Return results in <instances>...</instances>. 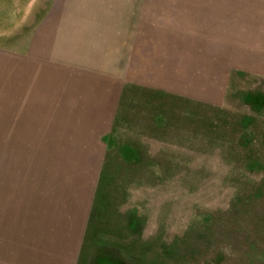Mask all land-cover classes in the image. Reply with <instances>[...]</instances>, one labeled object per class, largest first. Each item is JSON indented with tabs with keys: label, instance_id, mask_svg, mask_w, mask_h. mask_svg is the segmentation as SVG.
I'll use <instances>...</instances> for the list:
<instances>
[{
	"label": "rangeland",
	"instance_id": "obj_1",
	"mask_svg": "<svg viewBox=\"0 0 264 264\" xmlns=\"http://www.w3.org/2000/svg\"><path fill=\"white\" fill-rule=\"evenodd\" d=\"M242 2L0 0V182L35 173L18 170L36 150L20 54L48 48L34 31L51 10L61 26L73 6L101 10L132 50L79 264H264V75L242 67ZM46 155L40 173L64 175L67 155Z\"/></svg>",
	"mask_w": 264,
	"mask_h": 264
},
{
	"label": "crops",
	"instance_id": "obj_2",
	"mask_svg": "<svg viewBox=\"0 0 264 264\" xmlns=\"http://www.w3.org/2000/svg\"><path fill=\"white\" fill-rule=\"evenodd\" d=\"M73 7L67 26L56 25L53 8L35 29L37 47L43 39L47 49L20 54V71L31 76L26 89L24 83L19 89V121L26 124L21 137L36 150L18 170L28 163L35 173L0 182V264H79L92 224L108 157L105 141L126 82L124 54L132 50H125L123 32L108 14ZM238 9L244 13L238 14L245 42L242 67L263 76L264 0H243ZM42 152L51 165L53 156L67 155L55 163L65 167L64 175L52 169L40 173ZM56 180L77 182L80 191L55 186ZM15 183L21 186L11 188Z\"/></svg>",
	"mask_w": 264,
	"mask_h": 264
}]
</instances>
